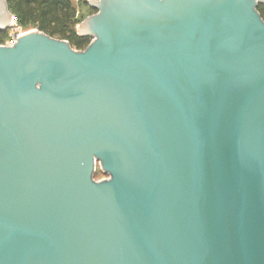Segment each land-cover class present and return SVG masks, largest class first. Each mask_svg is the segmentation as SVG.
Instances as JSON below:
<instances>
[{
  "label": "water",
  "instance_id": "95a60500",
  "mask_svg": "<svg viewBox=\"0 0 264 264\" xmlns=\"http://www.w3.org/2000/svg\"><path fill=\"white\" fill-rule=\"evenodd\" d=\"M87 2L0 44V264H264V0Z\"/></svg>",
  "mask_w": 264,
  "mask_h": 264
},
{
  "label": "trees",
  "instance_id": "16d2710c",
  "mask_svg": "<svg viewBox=\"0 0 264 264\" xmlns=\"http://www.w3.org/2000/svg\"><path fill=\"white\" fill-rule=\"evenodd\" d=\"M6 1L17 25L21 28L32 26L52 37L67 40L75 49H84L91 40L88 36L77 34L75 26L80 20L76 16V8L71 0ZM81 1L88 4L87 0ZM90 9L96 12L94 8ZM258 10L263 14L264 5H259ZM5 31H0V34Z\"/></svg>",
  "mask_w": 264,
  "mask_h": 264
},
{
  "label": "rangeland",
  "instance_id": "374dc122",
  "mask_svg": "<svg viewBox=\"0 0 264 264\" xmlns=\"http://www.w3.org/2000/svg\"><path fill=\"white\" fill-rule=\"evenodd\" d=\"M71 2H72V4L75 6V8H76V16H77V18L80 20V22L85 18V17H87L88 15H91V14H94L95 12L93 11V10H91L90 9V6L87 4H84V2L83 1H81V0H71ZM79 22V23H80ZM78 23V24H79ZM77 24V25H78ZM77 25L75 26V28L77 27ZM12 29H14L13 28V26H10L9 27V29L8 30H6L5 32H3L2 34H0V39H1V43H4V42H6L7 41V39H8V34H9V32H11L12 31ZM32 29H36V28H34V27H32V26H28V27H24V28H22V30L23 31H29V30H32ZM108 176H107V174H105L102 170H101V168H100V166H99V164L97 163L96 164V170H95V173H94V178L96 179V180H99V179H103V178H107Z\"/></svg>",
  "mask_w": 264,
  "mask_h": 264
},
{
  "label": "built area",
  "instance_id": "2783aa9c",
  "mask_svg": "<svg viewBox=\"0 0 264 264\" xmlns=\"http://www.w3.org/2000/svg\"><path fill=\"white\" fill-rule=\"evenodd\" d=\"M11 26H13L14 29H12V31L9 32V34L7 36L8 37L7 41L4 43L0 42V44L11 45L16 40L17 36H19L20 34L25 32L22 30V28L20 26L17 25L15 17L13 19Z\"/></svg>",
  "mask_w": 264,
  "mask_h": 264
}]
</instances>
